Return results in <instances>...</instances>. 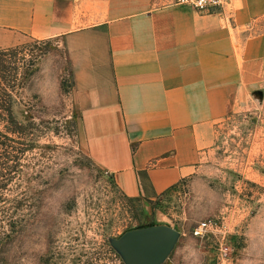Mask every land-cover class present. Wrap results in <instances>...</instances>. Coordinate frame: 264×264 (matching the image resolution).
<instances>
[{
  "label": "crops",
  "instance_id": "1",
  "mask_svg": "<svg viewBox=\"0 0 264 264\" xmlns=\"http://www.w3.org/2000/svg\"><path fill=\"white\" fill-rule=\"evenodd\" d=\"M25 37L62 39L82 140L129 198L198 177L240 95H264V0H0V49Z\"/></svg>",
  "mask_w": 264,
  "mask_h": 264
},
{
  "label": "rangeland",
  "instance_id": "2",
  "mask_svg": "<svg viewBox=\"0 0 264 264\" xmlns=\"http://www.w3.org/2000/svg\"><path fill=\"white\" fill-rule=\"evenodd\" d=\"M56 41L25 37L0 49V92L30 144L8 187L17 206L0 264H131L116 241L147 224L178 233L160 264H264L262 89L241 94L219 123L198 177L151 200L129 198L82 140Z\"/></svg>",
  "mask_w": 264,
  "mask_h": 264
},
{
  "label": "trees",
  "instance_id": "3",
  "mask_svg": "<svg viewBox=\"0 0 264 264\" xmlns=\"http://www.w3.org/2000/svg\"><path fill=\"white\" fill-rule=\"evenodd\" d=\"M9 95L8 92H0V245L13 232V208L17 206L8 197V187L18 173L20 162L30 146L23 128L12 115L10 101H7ZM150 225L154 224L140 227Z\"/></svg>",
  "mask_w": 264,
  "mask_h": 264
},
{
  "label": "water",
  "instance_id": "4",
  "mask_svg": "<svg viewBox=\"0 0 264 264\" xmlns=\"http://www.w3.org/2000/svg\"><path fill=\"white\" fill-rule=\"evenodd\" d=\"M177 230L154 224L125 231L116 241L131 264H160L173 248Z\"/></svg>",
  "mask_w": 264,
  "mask_h": 264
},
{
  "label": "built area",
  "instance_id": "5",
  "mask_svg": "<svg viewBox=\"0 0 264 264\" xmlns=\"http://www.w3.org/2000/svg\"><path fill=\"white\" fill-rule=\"evenodd\" d=\"M232 1L234 0H175V3L187 5L200 13L223 15L225 9ZM206 226H208L207 223L200 225L195 230V233L199 235L203 234V229H205Z\"/></svg>",
  "mask_w": 264,
  "mask_h": 264
}]
</instances>
